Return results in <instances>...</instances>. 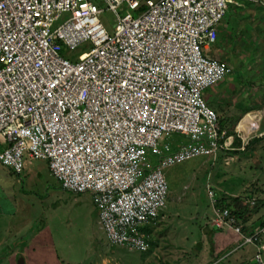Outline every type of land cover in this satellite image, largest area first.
<instances>
[{"label": "built area", "instance_id": "2783aa9c", "mask_svg": "<svg viewBox=\"0 0 264 264\" xmlns=\"http://www.w3.org/2000/svg\"><path fill=\"white\" fill-rule=\"evenodd\" d=\"M233 2L0 0V165L47 160L64 190L92 195L112 244L147 251L170 193L164 170L237 148L204 98L233 71L209 52ZM100 4L116 14L112 33ZM215 202L212 227H231L264 264V225L245 231Z\"/></svg>", "mask_w": 264, "mask_h": 264}, {"label": "rangeland", "instance_id": "374dc122", "mask_svg": "<svg viewBox=\"0 0 264 264\" xmlns=\"http://www.w3.org/2000/svg\"><path fill=\"white\" fill-rule=\"evenodd\" d=\"M237 2L231 4L223 20L229 26L218 28L212 50L233 71L210 87L204 98L219 114L223 128L234 135V146L243 142L245 149L220 151L216 159L204 153L164 170L170 193L165 211L147 231V251L112 244L92 195L64 190L51 174L48 161L41 158L28 162L23 173L0 165V241L11 244L15 232L20 231L28 240L26 264H230L233 254L241 259L253 247L242 246L229 256L232 250L224 255L226 259L219 256V261L210 244L209 222L217 207L216 197L224 196L229 203L241 200L244 208L250 209V218H264V140L254 143L264 137V0ZM100 7L99 18L112 33L116 14L105 5ZM83 50L65 48L62 55L76 60ZM243 121H255L259 126L249 131L241 126L239 131ZM252 196L257 198L255 205L247 202ZM36 232L39 235H34ZM217 236L218 244L227 247L223 254L241 242L234 244L238 238L232 230ZM203 239L208 242L210 257L203 254ZM2 247L0 264H9ZM10 260L12 264V257Z\"/></svg>", "mask_w": 264, "mask_h": 264}, {"label": "crops", "instance_id": "0c3cea01", "mask_svg": "<svg viewBox=\"0 0 264 264\" xmlns=\"http://www.w3.org/2000/svg\"><path fill=\"white\" fill-rule=\"evenodd\" d=\"M229 11V10H228ZM227 16V14L225 15V17ZM224 17V18H225ZM224 20V19H223ZM223 20H222V22H221V24H220V28L222 27V25L224 26V27H227V26H229L228 24H226V23H223ZM215 45V44H214ZM214 45L211 47V49L209 50V52L210 53H213V47H214ZM214 54V53H213ZM215 55V54H214ZM212 88V87H211ZM208 90H211L210 88L209 89H207L206 91H205V94H206V92L208 91ZM213 90H215V89H213ZM211 101H213V100H211ZM214 102V101H213ZM245 107V106H244ZM245 108H247V110H252L251 108H250V106H248V107H245ZM220 120H221V118H220ZM221 124V123H220ZM222 126V125H221ZM243 127L246 131H249V130H251V129H257L258 128V126L259 125H257V124H255V121H243L242 122V124H240L239 123V125H238V130L240 131V127ZM222 128H223V126H222ZM224 129V128H223ZM249 129V130H248ZM181 138V139H180ZM174 139H176V141H180V140H183V139H185L183 136H180V135H177V136H175L174 137ZM242 146H244V148H242ZM245 149V145H243V142H241V144H239V145H237V148L235 149V150H239V151H241V150H244ZM253 197V196H252ZM257 199V198H256ZM238 201V200H237ZM238 203H239V205H241V213H243L242 215H241V217H242V219H243V222L245 223V226H248V227H246V229H247V231H249L250 229H252V227H256V225H258L259 223H260V219H256V220H253L252 218H250L249 217V214L251 213L250 212V209H248L247 210V208H244L245 206L242 204V201L241 200H239L238 201ZM253 207V206H252ZM165 211V210H164ZM211 218H212V216H211ZM245 220V221H244ZM18 225H20V222L18 221ZM209 224H210V229H212V231H211V240H212V242H213V245H211V247H213L212 249H213V252H214V257L215 256H217V257H215V258H217V260H219L220 261V259L221 258H219V256H222V257H224V259H226V256H224V255H226V254H228L230 251H232L233 250V252H231L230 254H229V256H231L233 253H235L238 249H240L242 246H244L245 247V245H242L241 244V242H240V244L238 245V246H236L235 248H234V245H233V247L231 248V250H229L227 253H225V254H223V251L227 248H223V245L222 246H220L219 244H218V238H219V236H217V233L218 232H220V233H222V231H224V230H232V232L235 234V236L238 238V239H236V242L234 243V244H238L239 243V240L241 239V236H239V234H237L231 227H227V228H230V229H227V228H223V229H221L220 231H218V232H215L216 231V229H214V227H212V225H211V221L209 222ZM20 227H21V225H20ZM254 227V228H255ZM22 229H23V227H21ZM22 229H19V230H22ZM38 230H39V227H38ZM20 232V231H19ZM18 232V230L15 232V234H14V238H13V240H14V242L13 243H9V240L6 242V241H3V240H1L0 241V248L2 247V245H3V247H2V250L8 255V257H9V264H11V257H12V259H13V262H12V264H17V258H18V256L19 255H21L23 258H24V264H26V261H27V255H26V248L25 247H27L28 245H27V238H24L23 237V235L21 236V233H19ZM41 233H43V232H40V234ZM34 235H39V233L38 232H36V233H34ZM203 241L204 242H202V246H203V248H202V251H203V254L204 255H206V256H208V257H210V255H209V250H207V248H208V242H207V240L206 239H203ZM207 243V244H206ZM210 244H211V242H210ZM251 246H253V247H251V248H248L247 249V253H245V254H243L242 255V257H241V259H236L237 258V256L239 255V254H237V253H235V254H233V257H232V262H230V264H232L233 262H234V260H236L234 263L235 264H252V263H254V258H256V254H257V252L259 251L258 250V248L257 247H255L254 245H251ZM12 248H15V249H13L12 250ZM34 249H36L35 247H34ZM204 249V250H203ZM244 250V249H243ZM262 252V256H263V260H264V255H263V252H264V250H262L261 251ZM244 253V252H243ZM213 254V253H212ZM223 254V255H222ZM252 257H253V259H252ZM214 264H215V261H214Z\"/></svg>", "mask_w": 264, "mask_h": 264}, {"label": "trees", "instance_id": "16d2710c", "mask_svg": "<svg viewBox=\"0 0 264 264\" xmlns=\"http://www.w3.org/2000/svg\"><path fill=\"white\" fill-rule=\"evenodd\" d=\"M263 140H264V137H260V138L256 139V140L254 141V143L261 142V141H263ZM252 141H253V140H252ZM252 141H251V142H252ZM252 143H253V142H252ZM237 144H239V142H237ZM232 153H236L235 150H234ZM218 201H219V203L222 202L223 204H225V205L231 207V208L233 209V212L236 213L237 216H241V215L243 214V213H241V210H240V208H239V203H236V202L229 203V202H227L226 197H224V196H220V197L218 198ZM260 225H264V218L260 220V223H259L258 225H256V227H259ZM254 227H255V226H254ZM254 227H252V230L254 229ZM256 227H255V228H256ZM150 229H151V227H147V228H146V231H149ZM244 230L247 231L246 226H245ZM211 245H213L212 240H211ZM212 248H213V247H211V250H213Z\"/></svg>", "mask_w": 264, "mask_h": 264}, {"label": "water", "instance_id": "95a60500", "mask_svg": "<svg viewBox=\"0 0 264 264\" xmlns=\"http://www.w3.org/2000/svg\"><path fill=\"white\" fill-rule=\"evenodd\" d=\"M17 262L18 264H24V258L21 255H19L17 258Z\"/></svg>", "mask_w": 264, "mask_h": 264}]
</instances>
